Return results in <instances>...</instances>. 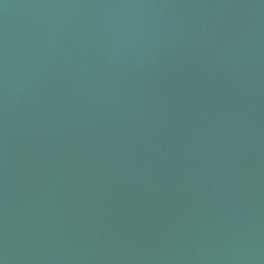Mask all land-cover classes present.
<instances>
[{
  "label": "water",
  "instance_id": "1",
  "mask_svg": "<svg viewBox=\"0 0 264 264\" xmlns=\"http://www.w3.org/2000/svg\"><path fill=\"white\" fill-rule=\"evenodd\" d=\"M0 264H264V0H0Z\"/></svg>",
  "mask_w": 264,
  "mask_h": 264
}]
</instances>
